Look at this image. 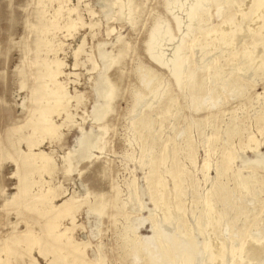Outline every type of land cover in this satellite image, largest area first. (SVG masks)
Returning <instances> with one entry per match:
<instances>
[{"label": "rangeland", "instance_id": "1", "mask_svg": "<svg viewBox=\"0 0 264 264\" xmlns=\"http://www.w3.org/2000/svg\"><path fill=\"white\" fill-rule=\"evenodd\" d=\"M57 90L78 97L41 135ZM263 242L264 0H0V264H264Z\"/></svg>", "mask_w": 264, "mask_h": 264}, {"label": "bare ground", "instance_id": "2", "mask_svg": "<svg viewBox=\"0 0 264 264\" xmlns=\"http://www.w3.org/2000/svg\"><path fill=\"white\" fill-rule=\"evenodd\" d=\"M254 1V4L255 5H257V6H262V0H253ZM72 27V26H71ZM206 33H210V32H206ZM226 35L228 36L229 35V33H226ZM159 36H162L163 38H165V37H167V33H166V29L165 28H163L162 26L161 27H157L156 28V31L154 32V36H153V42H152V46H151V50H150V54H151V56L153 57V58H155V59H157V60H159L161 63H166L162 58H161V55H159L158 53H155V51H154V49H155V43H157L158 41H159V39L157 40V42H155L154 41V39L155 38H157V37H159ZM168 38V37H167ZM81 50V49H80ZM80 50L78 49L77 51H76V56L80 53ZM178 57V54H177V50H175L174 51V55H173V57L170 59V61H169V63H173L175 60H176V58ZM95 67V65L93 64V68ZM48 75H50V74H48ZM58 83V82H57ZM39 87H41V86H39ZM59 89V88H58ZM44 90H46L45 88H44ZM47 96H45V98H47L48 99V101L50 102V100H51V102H53L54 103V107H50V105H48V103L49 102H47V104L46 105H41V106H39V108H40V117L38 118V120H37V123H35L34 125H36V129H38V131H39V133L41 134V135H53V136H55V134H56V132H57V129L58 128H60L61 126H62V124H56V123H54L51 119H49V116H48V114L49 115H51V113H53L54 114V112L56 113V112H58L59 113V111L60 110H64V109H66L67 108V106H68V104H69V101L72 99V98H75V97H78V96H72V97H70V98H68V103L66 104V105H64L62 102H61V100H60V96H59V91L57 90V91H55V92H50V93H48V94H46ZM109 96V91L107 90V88L105 89V92H104V94H103V97L106 99L107 97ZM76 99V98H75ZM77 103H79L78 102V99H77ZM47 108V109H46ZM105 109H103L102 111H100L99 113H98V115H97V119H99V118H101V116H102V114H103V111H104ZM60 115V114H59ZM34 134H35V132H32V133H30V134H28V135H26L25 136V138H26V144H27V146H28V148H30V149H32L33 147H35V146H37V145H39V141H36V140H32V138H33V136H34ZM251 139V138H250ZM76 143H77V146L78 147H93L92 145H90L88 142H87V138H86V136H84V135H82L80 138H78L77 139V141H76ZM38 154H39V158H40V160H42L43 162H42V164L40 165V167H38V169L39 170H41V171H43V170H50V168H52L51 166H49V165H53V164H51V161H52V158L48 155V154H46L44 151H40V152H38ZM27 159H29V158H27L26 157V159L25 160H27ZM161 159H162V157H161ZM64 161L70 166V167H72V164H71V160H70V157L67 155L66 157H65V159H64ZM155 165H156V163H154ZM27 167H29V169H28V172H27V174H29V173H31L32 172V164H28L27 163ZM204 169H208V165H207V163H205L204 164ZM168 173L173 177V179H174V184H175V186H176V191H175V195L178 197L179 195H180V186H179V182H180V178L177 176V173H175L173 170H168ZM156 177H157V173L155 172V169H154V171L148 176V180H149V184L151 185V190H152V193H153V198H157L156 200H155V203L157 204V202L158 203H160V207L162 208V210H163V213H164V216L166 217L167 216V213H166V211L164 210V207H165V203H167L166 202V192L163 190L162 192V194L160 195V197H157V195L155 194V190H154V188L155 187H153L154 186V181H155V179H156ZM24 178V179H23ZM23 178H21L22 179V186H20V188H19V195L20 194H22V193H25V192H27V188L28 187H30V183L27 181V178H26V176H24ZM162 187V186H161ZM166 190V189H165ZM49 191V190H48ZM33 198H35L34 199V201H36V202H44V198H41V197H36L35 195L33 196ZM71 199V198H70ZM176 201V200H175ZM180 200H179V198H177V201L175 202L176 204V207H178V208H180V206H181V204H180V202H179ZM207 204V206L209 207V203L207 202L206 203ZM65 208L64 210H63V212L67 209V207H68V201H64L63 203H61L60 205H55V206H53V208H52V210H57V209H59L58 211H60V209H62V208ZM210 207L208 208V213H210ZM62 213V212H61ZM53 224H52V222H48V228H50V229H53ZM62 235H63V232H56V233H53V234H51V236H52V239H54V240H56V241H58V239L60 240V238L62 237ZM33 244H35V243H33ZM244 245V244H243ZM242 245V246H243ZM259 246V250L261 249V250H263L264 251V242L263 243H261V244H258ZM70 246V248H71V252L74 254L73 255V257L75 258L77 255L79 256V254H80V256H83L84 254H83V252H79V250L77 249V244H70L69 245ZM215 246V245H214ZM242 246H241V248H242ZM35 247V246H34ZM33 247V248H34ZM216 249H217V252L215 251L214 253H213V255H214V257L215 258H218V257H222V254H223V247H222V245L220 244V245H217L216 246ZM254 249H255V247H254ZM33 250V249H32ZM233 250L234 249H232L231 250V252L233 253ZM235 251V250H234ZM60 257H61V255H60Z\"/></svg>", "mask_w": 264, "mask_h": 264}]
</instances>
